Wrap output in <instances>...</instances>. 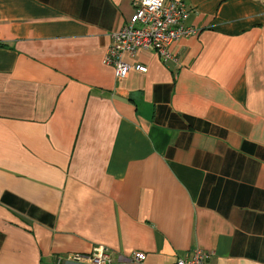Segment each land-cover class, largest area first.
<instances>
[{
    "label": "crops",
    "instance_id": "crops-1",
    "mask_svg": "<svg viewBox=\"0 0 264 264\" xmlns=\"http://www.w3.org/2000/svg\"><path fill=\"white\" fill-rule=\"evenodd\" d=\"M177 1L119 79L133 0H0V264H264V0Z\"/></svg>",
    "mask_w": 264,
    "mask_h": 264
},
{
    "label": "built area",
    "instance_id": "built-area-1",
    "mask_svg": "<svg viewBox=\"0 0 264 264\" xmlns=\"http://www.w3.org/2000/svg\"><path fill=\"white\" fill-rule=\"evenodd\" d=\"M134 12L119 31L112 34V42L103 62L114 66L115 75L119 79L127 77L130 70L147 73L148 69L140 64L130 65L123 60L124 54L135 55L140 50H153L163 60L172 58L170 46L183 39L195 36L199 31L186 25L188 10L185 4L177 0H133ZM146 254L137 252L134 262L143 264ZM210 254L200 249H193L187 257L176 264H206ZM72 261L87 260L90 264H111L109 256L103 251L89 256L73 255Z\"/></svg>",
    "mask_w": 264,
    "mask_h": 264
}]
</instances>
